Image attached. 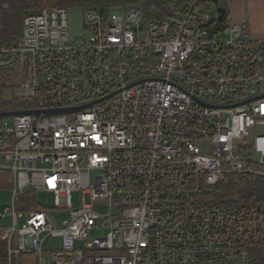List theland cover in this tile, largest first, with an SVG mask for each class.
<instances>
[{"label":"built area","instance_id":"built-area-1","mask_svg":"<svg viewBox=\"0 0 264 264\" xmlns=\"http://www.w3.org/2000/svg\"><path fill=\"white\" fill-rule=\"evenodd\" d=\"M213 9L188 0L145 21L136 7H86L74 41L66 9L24 15L20 40L0 47L17 83L0 112L31 113L0 117L5 264H252L264 200L208 202L201 189L264 179V38L221 29ZM27 193L37 209L21 210ZM47 237L60 248L46 252Z\"/></svg>","mask_w":264,"mask_h":264},{"label":"trees","instance_id":"trees-1","mask_svg":"<svg viewBox=\"0 0 264 264\" xmlns=\"http://www.w3.org/2000/svg\"><path fill=\"white\" fill-rule=\"evenodd\" d=\"M188 0H0V47L8 48L17 43L22 35L23 18L26 12L45 8L85 9L93 8L100 12H109L115 8H139L145 21L161 20L176 16L180 13ZM227 0H218L216 7H222L227 13ZM227 25V14L217 24L221 29ZM5 77L0 74V111L9 109L13 101L16 85L7 87ZM11 99H6V93ZM12 187V175L7 170H0V193L9 191ZM205 201H235V200H264V179L251 177L238 178L235 175L225 177L218 185L201 189ZM27 207L21 209L30 211L38 206L33 202L36 197L32 193L25 196ZM14 264H34L33 255H19ZM6 263L5 243L0 241V264ZM252 264H264V248L255 250Z\"/></svg>","mask_w":264,"mask_h":264},{"label":"rangeland","instance_id":"rangeland-1","mask_svg":"<svg viewBox=\"0 0 264 264\" xmlns=\"http://www.w3.org/2000/svg\"><path fill=\"white\" fill-rule=\"evenodd\" d=\"M229 3H233V5L236 7L235 9H240V14L243 15L245 21H247V23L250 22L251 17L253 20L257 21L258 16L256 15V13L251 14L252 11V7L253 10L258 6H264V0H227ZM234 1V2H233ZM244 10H246L247 12L244 13ZM210 17L211 18H215L216 17V11L215 9H213L212 11H210ZM67 27H68V32L70 33V37L71 39L74 41L77 38H81L83 36L82 34V9L80 8H72V9H68L67 10ZM249 31V29H247ZM251 36V33L248 32ZM5 77L4 82L6 83L5 85L7 87L16 85V81L14 78H12V76H6V74H3ZM6 99L9 100L11 99L10 93H6ZM15 104L13 103V105L11 107H13ZM10 107V108H11ZM4 161L0 158V165H4ZM82 194L81 193H74L72 195V202L73 205L75 206V208H80L81 207V199ZM40 202L45 201V199L43 198L42 195L39 196ZM10 200V190L9 191H4L0 193V209L4 210L6 204L9 202ZM85 201L86 203H89V197H85ZM102 209H100L101 211ZM55 219L57 220L58 226L61 225V221L63 219L67 218V215L65 213H58V212H54L53 213ZM8 222L6 221L5 224H7ZM103 235V232H92L91 233V237H98ZM43 248L44 250L47 252L51 249H55V248H60V239L58 238H52V237H47L45 242L43 243Z\"/></svg>","mask_w":264,"mask_h":264},{"label":"crops","instance_id":"crops-1","mask_svg":"<svg viewBox=\"0 0 264 264\" xmlns=\"http://www.w3.org/2000/svg\"><path fill=\"white\" fill-rule=\"evenodd\" d=\"M234 2V1H233ZM236 7L233 3L227 2V24H242L245 29H249L248 32L251 33V37L264 38V6L258 5L254 10L252 7L251 14L256 13L258 16L257 21L251 20L249 23L245 21L242 14H240V9H235ZM247 12L244 10V13ZM250 35V34H249Z\"/></svg>","mask_w":264,"mask_h":264},{"label":"water","instance_id":"water-1","mask_svg":"<svg viewBox=\"0 0 264 264\" xmlns=\"http://www.w3.org/2000/svg\"><path fill=\"white\" fill-rule=\"evenodd\" d=\"M217 2L218 0H213V3L215 5H217ZM114 11H118L120 12L122 10V8H115L113 9ZM217 11V14H218V17H217V21L218 22H221L223 20V17L225 16L226 14V10L222 7H217L216 9ZM33 12H36V11H29V12H26L25 14L27 13H33ZM57 111H42V112H33L34 114H53V113H56ZM25 114H31L30 112H0V117H13V116H19V115H25Z\"/></svg>","mask_w":264,"mask_h":264}]
</instances>
